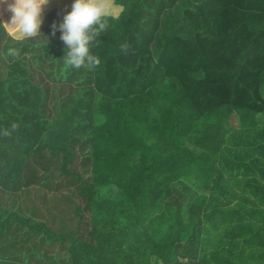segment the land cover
I'll return each mask as SVG.
<instances>
[{"label":"trees","instance_id":"16d2710c","mask_svg":"<svg viewBox=\"0 0 264 264\" xmlns=\"http://www.w3.org/2000/svg\"><path fill=\"white\" fill-rule=\"evenodd\" d=\"M56 1L0 0V264H264V0H107L80 70Z\"/></svg>","mask_w":264,"mask_h":264},{"label":"clouds","instance_id":"9594fccd","mask_svg":"<svg viewBox=\"0 0 264 264\" xmlns=\"http://www.w3.org/2000/svg\"><path fill=\"white\" fill-rule=\"evenodd\" d=\"M7 2V0H5ZM49 0H14L8 4V11L12 13L10 25L15 27L22 37H34L40 34L43 22V6ZM72 10L63 16L58 25L53 23L52 35L61 32L60 40L65 45V63L76 70L82 67L92 69L100 64V60L91 54L92 41L101 31L106 30L107 23L103 20L107 13V0H74ZM125 53L126 44L121 45ZM15 125L12 126L15 130ZM4 135L10 133L5 131Z\"/></svg>","mask_w":264,"mask_h":264},{"label":"rangeland","instance_id":"374dc122","mask_svg":"<svg viewBox=\"0 0 264 264\" xmlns=\"http://www.w3.org/2000/svg\"><path fill=\"white\" fill-rule=\"evenodd\" d=\"M55 1H56V0H55ZM58 2H59L62 6H67L69 0H58ZM58 2L56 1V3H58ZM111 5L113 6L112 3H111ZM14 36L17 37V38H21V36H20L18 33H14Z\"/></svg>","mask_w":264,"mask_h":264}]
</instances>
